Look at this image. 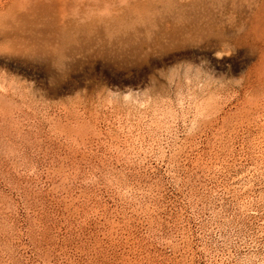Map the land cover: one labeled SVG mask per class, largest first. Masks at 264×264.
I'll return each mask as SVG.
<instances>
[{"label": "rangeland", "instance_id": "1", "mask_svg": "<svg viewBox=\"0 0 264 264\" xmlns=\"http://www.w3.org/2000/svg\"><path fill=\"white\" fill-rule=\"evenodd\" d=\"M0 264H264V0H0Z\"/></svg>", "mask_w": 264, "mask_h": 264}]
</instances>
